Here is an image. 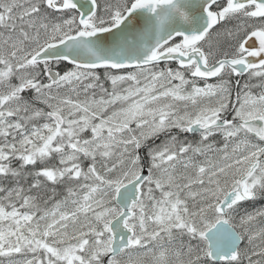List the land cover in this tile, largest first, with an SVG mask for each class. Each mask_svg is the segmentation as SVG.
Returning <instances> with one entry per match:
<instances>
[{"label": "snow or ice", "instance_id": "obj_1", "mask_svg": "<svg viewBox=\"0 0 264 264\" xmlns=\"http://www.w3.org/2000/svg\"><path fill=\"white\" fill-rule=\"evenodd\" d=\"M0 264H264V0H0Z\"/></svg>", "mask_w": 264, "mask_h": 264}]
</instances>
